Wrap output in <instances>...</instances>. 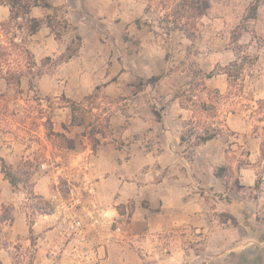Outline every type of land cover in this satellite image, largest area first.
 I'll return each instance as SVG.
<instances>
[{"label": "clouds", "instance_id": "clouds-1", "mask_svg": "<svg viewBox=\"0 0 264 264\" xmlns=\"http://www.w3.org/2000/svg\"><path fill=\"white\" fill-rule=\"evenodd\" d=\"M0 264H264V0H0Z\"/></svg>", "mask_w": 264, "mask_h": 264}]
</instances>
